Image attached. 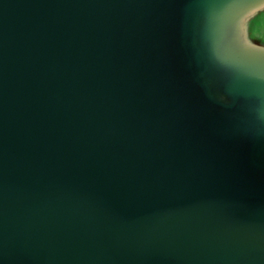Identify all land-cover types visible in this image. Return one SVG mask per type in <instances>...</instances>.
<instances>
[{
	"label": "water",
	"instance_id": "95a60500",
	"mask_svg": "<svg viewBox=\"0 0 264 264\" xmlns=\"http://www.w3.org/2000/svg\"><path fill=\"white\" fill-rule=\"evenodd\" d=\"M263 5L0 0V264H264Z\"/></svg>",
	"mask_w": 264,
	"mask_h": 264
},
{
	"label": "flooded vegetation",
	"instance_id": "af4514ba",
	"mask_svg": "<svg viewBox=\"0 0 264 264\" xmlns=\"http://www.w3.org/2000/svg\"><path fill=\"white\" fill-rule=\"evenodd\" d=\"M251 17H252V20L249 22V24H252L254 21H259L260 23L261 20L264 18V5L260 9L253 12Z\"/></svg>",
	"mask_w": 264,
	"mask_h": 264
}]
</instances>
